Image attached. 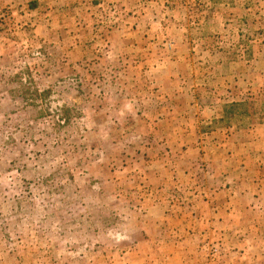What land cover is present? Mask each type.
I'll list each match as a JSON object with an SVG mask.
<instances>
[{
  "label": "rangeland",
  "instance_id": "obj_1",
  "mask_svg": "<svg viewBox=\"0 0 264 264\" xmlns=\"http://www.w3.org/2000/svg\"><path fill=\"white\" fill-rule=\"evenodd\" d=\"M0 264H264V0H0Z\"/></svg>",
  "mask_w": 264,
  "mask_h": 264
},
{
  "label": "trees",
  "instance_id": "obj_2",
  "mask_svg": "<svg viewBox=\"0 0 264 264\" xmlns=\"http://www.w3.org/2000/svg\"><path fill=\"white\" fill-rule=\"evenodd\" d=\"M17 98H19V96ZM20 98H22V97H20Z\"/></svg>",
  "mask_w": 264,
  "mask_h": 264
}]
</instances>
